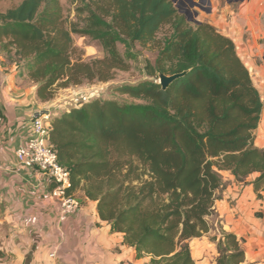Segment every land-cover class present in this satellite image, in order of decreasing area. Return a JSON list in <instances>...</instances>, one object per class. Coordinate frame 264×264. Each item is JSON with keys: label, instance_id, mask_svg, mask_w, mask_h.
Returning a JSON list of instances; mask_svg holds the SVG:
<instances>
[{"label": "trees", "instance_id": "obj_1", "mask_svg": "<svg viewBox=\"0 0 264 264\" xmlns=\"http://www.w3.org/2000/svg\"><path fill=\"white\" fill-rule=\"evenodd\" d=\"M71 3L80 25H66L59 0H21L0 11V52L41 101L113 80L129 69L135 42L154 43L164 26L170 33L145 62L146 78L111 87L123 99L89 97L55 109L49 143L69 171L67 191L94 201L99 218L149 264H195L190 242L209 233L214 264H241L244 239L223 229L215 202L225 171L236 182L252 177L257 197L264 190V146L255 145L263 103L233 41L188 20L173 0ZM73 33L97 41L103 55L74 58ZM183 71L166 89L158 83L159 73Z\"/></svg>", "mask_w": 264, "mask_h": 264}, {"label": "crops", "instance_id": "obj_2", "mask_svg": "<svg viewBox=\"0 0 264 264\" xmlns=\"http://www.w3.org/2000/svg\"><path fill=\"white\" fill-rule=\"evenodd\" d=\"M35 92L28 76L18 75L16 62L0 52V264H149L150 257L123 244L122 233L111 231L99 218L96 203L81 191L74 194L78 207L60 219L59 205L50 195L54 183L36 167L18 164L15 151L29 138L33 117L60 108L59 97L41 101ZM255 145L263 147L264 140L256 143L255 138ZM222 174L226 185L215 202L221 225L244 239L241 264H264V190L257 197L252 177L243 183L227 171ZM203 241L198 237L190 242L196 248L197 255L191 250L195 264H205ZM210 246L213 257L208 264H214L217 252L214 243Z\"/></svg>", "mask_w": 264, "mask_h": 264}, {"label": "rangeland", "instance_id": "obj_3", "mask_svg": "<svg viewBox=\"0 0 264 264\" xmlns=\"http://www.w3.org/2000/svg\"><path fill=\"white\" fill-rule=\"evenodd\" d=\"M20 1L21 0H1L0 11L8 9L18 4ZM59 1L62 5L66 25L70 27L71 23L74 22L80 25L81 22L75 16L73 10L74 5L71 3V0ZM182 1L186 4L184 8L180 7L179 0H175L177 8L180 9L182 13L185 14V12L189 10V14H186L187 16L211 24L218 32L228 36L233 41L238 56L248 69L252 82L260 94L263 103L262 110L264 118V0H250L249 2H245L244 5H240L239 3H228L224 0H211L213 3L212 5H214L212 10L207 12L194 8L195 10L193 11H197L196 16H194L189 3L185 0ZM169 33V27L164 26L158 31L154 43L141 45L135 42L131 47L132 51L135 53V58L129 60V69L125 71H116L113 80L58 89L55 97H59L57 103L60 108L57 109L61 110L66 106L74 105L78 101L89 97L123 99V96L112 91L111 87L116 84L132 83L146 78L144 68L145 62H154L159 44L162 43L163 38L169 35ZM72 38L76 49L73 54L74 58L81 57L82 59H90L103 55V50L97 41L74 33L72 34ZM117 46L119 52L124 54V46L122 44H118ZM59 94H61V96ZM260 123L263 122L260 121ZM256 133L257 130L255 131V135ZM211 234L212 233L201 236L204 239L202 248L205 249L203 252L205 264H208L213 257L212 250H210V244L213 242L208 239ZM191 250L194 255H197L195 245H191ZM197 260L201 261L202 259Z\"/></svg>", "mask_w": 264, "mask_h": 264}, {"label": "built area", "instance_id": "obj_4", "mask_svg": "<svg viewBox=\"0 0 264 264\" xmlns=\"http://www.w3.org/2000/svg\"><path fill=\"white\" fill-rule=\"evenodd\" d=\"M54 111L47 110L38 113L32 119V128L29 138L25 144L16 149V157L19 165L26 168L39 169L45 177L54 183L50 195L59 205V218L64 219L68 213L73 212L79 205L74 194L69 193L70 184L69 171L58 163L56 153L49 143V128ZM3 116L0 112V124ZM53 258L55 251L50 252ZM115 264H136L134 261L126 260Z\"/></svg>", "mask_w": 264, "mask_h": 264}, {"label": "water", "instance_id": "obj_5", "mask_svg": "<svg viewBox=\"0 0 264 264\" xmlns=\"http://www.w3.org/2000/svg\"><path fill=\"white\" fill-rule=\"evenodd\" d=\"M173 1H175V0H173ZM202 2H203V0H197V1L192 0L189 5H190L191 8L193 6L200 7ZM207 2H208V4L211 3L210 0H207ZM185 14H189V10H187L185 12ZM193 14H194V16H196L197 15V12L195 11ZM187 19L188 20H192V21L193 20L198 21L195 18H191L189 16H187ZM184 74H185L184 71L183 72H180V73H174V74H171V75L164 74V73H159L158 74V83L161 85L162 89H166L169 86V84H171L175 79L183 76Z\"/></svg>", "mask_w": 264, "mask_h": 264}, {"label": "flooded vegetation", "instance_id": "obj_6", "mask_svg": "<svg viewBox=\"0 0 264 264\" xmlns=\"http://www.w3.org/2000/svg\"><path fill=\"white\" fill-rule=\"evenodd\" d=\"M187 3H189L190 4V2L192 1V0H185ZM225 2H228V3H235V4H240V5H244V3L245 2H248V1H250V0H224ZM210 4H208V2H207V0H203V2L201 3V6L200 7H198V6H193L191 9H192V12L194 13L195 11H193V10H195L194 8H198L200 11H207V12H209L210 10H212V7L214 6V5H212L213 3H212V1L210 0ZM179 3H180V7H182V8H184L185 6H186V4L182 1V0H179ZM197 12V11H196Z\"/></svg>", "mask_w": 264, "mask_h": 264}, {"label": "bare ground", "instance_id": "obj_7", "mask_svg": "<svg viewBox=\"0 0 264 264\" xmlns=\"http://www.w3.org/2000/svg\"><path fill=\"white\" fill-rule=\"evenodd\" d=\"M263 123H260V127L258 129V137L256 138V143H258L257 141H260V140H264V121H262ZM259 136H260V140L259 139ZM262 136V138H261Z\"/></svg>", "mask_w": 264, "mask_h": 264}]
</instances>
